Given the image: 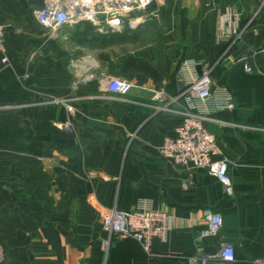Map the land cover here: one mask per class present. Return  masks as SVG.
<instances>
[{"label":"crops","instance_id":"0c3cea01","mask_svg":"<svg viewBox=\"0 0 264 264\" xmlns=\"http://www.w3.org/2000/svg\"><path fill=\"white\" fill-rule=\"evenodd\" d=\"M29 0H0L7 24L0 52V242L2 264H190L232 244L235 260L264 255V0H157L136 28L107 36L73 26L54 39ZM109 35V36H108ZM205 60L235 108L203 120L228 161L232 193L204 168L174 166L159 153L183 121L184 101L158 109L155 93H179L181 62ZM251 67L247 71L245 66ZM134 83L127 95L104 78ZM89 81H86L88 80ZM73 128L55 124L69 119ZM149 200L170 216L167 243L147 253L134 238L109 237L101 208ZM223 217L198 240L203 212Z\"/></svg>","mask_w":264,"mask_h":264},{"label":"built area","instance_id":"2783aa9c","mask_svg":"<svg viewBox=\"0 0 264 264\" xmlns=\"http://www.w3.org/2000/svg\"><path fill=\"white\" fill-rule=\"evenodd\" d=\"M157 0H44L42 6L33 10L35 20L47 28L54 39L62 37L65 26L76 27L83 23L91 24L100 34L123 32L127 27L136 28L154 15L152 6ZM7 24L0 21V52L2 62L9 64L4 45ZM247 71L251 67L245 66ZM181 83L179 93L167 97L160 90L155 93L158 109L184 101L183 121L176 129L175 136L167 137L159 148V153L174 166L183 168H204L214 174L224 184L227 193H232V183L228 175V161L223 156L218 140L203 123L209 115L222 110H232L235 102L230 90L217 84L212 77V67L205 60L188 58L181 62L176 72ZM103 90L118 95H127L134 88L133 81L122 77L104 78ZM66 107L69 119L55 125L69 131L73 128V105L60 100ZM205 227L198 240L215 236L223 226L221 214L206 209L203 212ZM101 225L109 236L134 238L143 249L151 254L155 240L167 243L171 229L170 216L163 209H157L149 200H139L131 210H121L117 205L101 208ZM218 257L223 261L235 260L232 244H223L217 254L207 256L195 254L183 259L190 264H207L209 258ZM5 260V249L0 242V264ZM253 264H264V255L256 258Z\"/></svg>","mask_w":264,"mask_h":264},{"label":"trees","instance_id":"16d2710c","mask_svg":"<svg viewBox=\"0 0 264 264\" xmlns=\"http://www.w3.org/2000/svg\"><path fill=\"white\" fill-rule=\"evenodd\" d=\"M30 2L32 4H36V5H39V6H42L44 4V0H30ZM76 29L77 30H81V31H86L88 30L89 33H84L85 35H91V36H107L106 34H100L98 32L95 31L94 27L89 24V23H83V24H80L78 26H76ZM114 33H111L110 35H113ZM109 36V35H108Z\"/></svg>","mask_w":264,"mask_h":264},{"label":"rangeland","instance_id":"374dc122","mask_svg":"<svg viewBox=\"0 0 264 264\" xmlns=\"http://www.w3.org/2000/svg\"><path fill=\"white\" fill-rule=\"evenodd\" d=\"M29 2H30V0H29ZM30 4H32V3L30 2ZM33 5H34V7H39V5H36V4H33ZM86 81H89V79Z\"/></svg>","mask_w":264,"mask_h":264}]
</instances>
